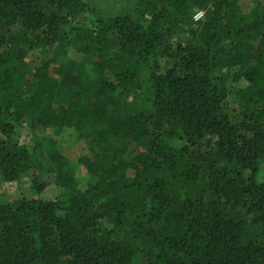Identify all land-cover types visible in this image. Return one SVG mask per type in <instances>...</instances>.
<instances>
[{"label":"trees","instance_id":"1","mask_svg":"<svg viewBox=\"0 0 264 264\" xmlns=\"http://www.w3.org/2000/svg\"><path fill=\"white\" fill-rule=\"evenodd\" d=\"M0 264H264V9L0 0Z\"/></svg>","mask_w":264,"mask_h":264},{"label":"rangeland","instance_id":"2","mask_svg":"<svg viewBox=\"0 0 264 264\" xmlns=\"http://www.w3.org/2000/svg\"><path fill=\"white\" fill-rule=\"evenodd\" d=\"M91 3L95 4L99 10L105 13H110L111 9L117 10L121 4L125 3V0H89ZM250 1L253 5L264 9V0H245ZM48 53H51L50 48L47 49ZM40 55V51H30L28 52L26 59L29 65L34 66L37 62V58ZM71 55V53H69ZM247 84L241 80L237 84L238 89H244ZM229 107L239 111L238 97L235 93H230ZM56 140L58 144L67 152L69 158H76L82 155L88 154V147L86 143L79 137V135L72 129H60L56 132ZM129 152L132 154L135 152V147L131 146ZM44 195L47 198L55 199L62 195V191L54 186H49L44 190Z\"/></svg>","mask_w":264,"mask_h":264},{"label":"built area","instance_id":"3","mask_svg":"<svg viewBox=\"0 0 264 264\" xmlns=\"http://www.w3.org/2000/svg\"><path fill=\"white\" fill-rule=\"evenodd\" d=\"M202 15H203V13H202L201 11H197V12L194 14V16H193V20H194L195 22H197L198 20H200V19L202 18Z\"/></svg>","mask_w":264,"mask_h":264}]
</instances>
